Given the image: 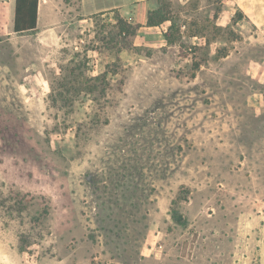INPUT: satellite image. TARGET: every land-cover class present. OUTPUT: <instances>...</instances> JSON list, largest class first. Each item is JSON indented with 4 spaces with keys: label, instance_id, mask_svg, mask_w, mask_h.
<instances>
[{
    "label": "rangeland",
    "instance_id": "374dc122",
    "mask_svg": "<svg viewBox=\"0 0 264 264\" xmlns=\"http://www.w3.org/2000/svg\"><path fill=\"white\" fill-rule=\"evenodd\" d=\"M52 3L0 0V264H264V30Z\"/></svg>",
    "mask_w": 264,
    "mask_h": 264
},
{
    "label": "crops",
    "instance_id": "0c3cea01",
    "mask_svg": "<svg viewBox=\"0 0 264 264\" xmlns=\"http://www.w3.org/2000/svg\"><path fill=\"white\" fill-rule=\"evenodd\" d=\"M12 4H14V0ZM149 0H80L78 2L79 12L84 15H93L98 13H105L114 9H127L130 5H137L138 12L137 18L141 20L145 15V9H143V3ZM228 4L223 5L220 11L216 24L218 26H226L232 19L234 13L239 9L245 20H247L255 29L264 30V0H226ZM52 0H39L38 1V19L37 27L39 26L40 15H42L43 10L50 9ZM14 8V5L13 7ZM11 12L12 26H13V16L14 11ZM225 16L224 23H220L219 20ZM227 19V20H226ZM258 254V253H257Z\"/></svg>",
    "mask_w": 264,
    "mask_h": 264
},
{
    "label": "trees",
    "instance_id": "16d2710c",
    "mask_svg": "<svg viewBox=\"0 0 264 264\" xmlns=\"http://www.w3.org/2000/svg\"><path fill=\"white\" fill-rule=\"evenodd\" d=\"M38 1L39 0H14V16H13V31L14 32H23V31H31L37 28V19H38ZM78 2L80 0H77ZM158 1V0H155ZM225 0H218L219 6L216 11L213 13V19L216 21L220 11L222 10V5ZM150 12V11H149ZM243 13L237 9L232 17V22H237L243 19ZM147 24L152 25V15L148 13L147 15ZM214 28L217 30H221V27L216 25L214 22ZM217 55L226 56L228 55V50L226 48H221L216 50ZM198 67L199 64L197 63ZM178 211L174 209L171 213V217L177 222L181 223L180 216L177 215Z\"/></svg>",
    "mask_w": 264,
    "mask_h": 264
}]
</instances>
